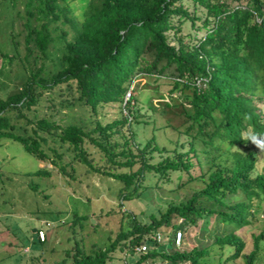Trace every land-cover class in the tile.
Wrapping results in <instances>:
<instances>
[{
	"label": "trees",
	"instance_id": "trees-1",
	"mask_svg": "<svg viewBox=\"0 0 264 264\" xmlns=\"http://www.w3.org/2000/svg\"><path fill=\"white\" fill-rule=\"evenodd\" d=\"M5 1L13 5L12 0ZM59 1L25 3L27 76L20 89L0 98V137L20 143L41 161L50 158V151L55 157L51 163L59 166L62 173H66V163H62L58 149L66 146L88 170L120 181L118 196L122 202L146 190L142 186L146 173H188L193 165L189 152L197 163H203L195 147V142L201 141L203 153L218 154L209 160L208 170L200 174H207L206 180L202 178L203 188L194 191L185 202L170 203L159 210L158 217L151 215L147 224L137 221L133 213L121 211L119 203L117 212L127 217V228L120 229L107 247L93 245L89 253L75 250L70 262L107 264L116 249L135 254V247L143 240L151 241L155 232H161L163 240L172 231L166 245L152 243V249L141 253L136 264L155 258L165 264H201L199 260L208 251L196 247L179 250L174 245L175 232L182 231L185 244V232L196 225L197 219L212 214L220 222L239 229L252 222L257 212L253 201L264 199V172L252 176L258 161V147L252 137L264 142V118L258 105L264 98V0H89L79 23L68 15L69 7ZM183 1L192 3V11ZM199 7L204 11L203 17L197 15ZM186 21L195 32L203 34H194L183 42L179 33ZM59 23L73 28L71 39ZM57 30L61 32L53 34ZM170 33L177 44L170 42ZM40 58L50 60L54 69H46L43 62L38 64ZM169 67L174 69L171 91L192 90L191 96H185L190 109H183L190 120L184 130L190 138L189 149H174L173 156L151 163L147 154L165 149L151 145L153 139L143 145L135 143L134 125L140 121L125 94H132L130 84L138 74L159 77ZM195 76L209 77L207 87H194L191 79ZM61 84H67L69 92L76 91L77 101L93 113L105 104L118 103L128 117L120 113L119 119L106 125L94 121L62 126L44 116L29 120L23 109H30L45 91ZM114 134L124 137V142L111 141ZM85 142L105 155L106 165L113 162L125 170H110L105 165L99 170L93 165ZM120 145L122 149L117 151ZM238 146H243L244 151L237 150ZM49 172L37 169L31 173L49 176ZM228 197L239 199L230 203ZM263 239L264 231L255 235L253 249L248 253L243 252V239L232 231L215 237V242L227 246L226 260L241 258L242 264H257Z\"/></svg>",
	"mask_w": 264,
	"mask_h": 264
},
{
	"label": "rangeland",
	"instance_id": "rangeland-1",
	"mask_svg": "<svg viewBox=\"0 0 264 264\" xmlns=\"http://www.w3.org/2000/svg\"><path fill=\"white\" fill-rule=\"evenodd\" d=\"M88 1L59 2L69 7L68 15L79 23L84 17ZM26 2L27 0H12L11 5V2L0 0V98L20 89L27 76V50L23 28ZM183 3L192 11L191 2ZM197 15L204 16L202 8H198ZM59 24L68 32L67 38L71 39L73 28L68 23ZM196 25H199V22H196ZM194 30L189 21L183 23L179 33L183 42H188L194 34H203V31ZM60 32L57 30L53 34ZM169 38L172 44H177L171 33ZM53 51L55 52L54 49ZM34 55L35 52L32 56ZM40 62H43L46 69H54L50 60L40 58L38 64ZM156 76L157 74H138L130 84L132 94L129 95L130 91L125 94V100H130L140 121L134 125L135 143L143 145L153 139L151 145L165 149L147 154L151 163H156L168 155L173 156L174 149L187 151L190 140L184 132L190 120L183 109H190L185 96H191L192 90L171 91L173 67L167 68L159 77ZM68 89L67 84H61L45 91L37 104L32 105L30 109H23L24 114L31 121L44 116L62 126L94 121L106 125L119 119L120 113L125 116L128 114L118 103L105 104L93 113L77 101L76 91L69 92ZM258 105L264 118V98ZM124 140L120 134L111 137V141H118L120 144ZM181 143H184V146L181 147ZM85 146L93 165L100 167L99 170H102L103 165L110 166V170H125L113 162L106 165L105 155L88 142H85ZM195 147L197 156L203 163H197L192 152H189L193 165L188 173H146L142 182L146 190L122 202L118 196L122 183L98 171L88 170L66 146L58 149L62 163H66V173H62L59 166L51 163V158L55 157L50 151L46 150L50 158L41 161L26 152L20 143L0 137V264H70L72 252L75 250L81 249L89 253L93 245L107 247L120 229L127 228V217L117 212L119 203H122L121 211H129L141 224H147L151 221V215L158 217V211L166 209L170 203L179 205L185 202L194 191L204 187L207 174L203 177L200 174L208 170L209 160L218 155L212 151L203 153L199 140L195 142ZM236 148L244 151L243 146ZM121 149V145L117 147V151ZM255 153L258 161L252 176L264 172V149L258 147ZM119 158L120 156L116 160ZM37 169H46L50 171V175L31 173ZM189 176L192 178L187 180ZM182 182L184 184L178 188ZM238 199L228 197L227 202L233 203ZM253 205L257 207V212L252 222L239 229L220 222L216 214L204 215L197 219L196 225L185 232V244H182L179 250L188 251L193 247L206 249L208 253L199 260L201 264H242L241 258L226 260L229 255L227 246H224L225 249L221 247L215 242V237L232 231L243 239V252L251 251L254 236L264 231V199L254 200ZM169 235L164 236L161 245H166L171 239L172 231ZM151 244L152 242L150 246L153 247ZM259 251L257 264H264V239L259 243ZM134 252L132 255L124 254L116 249L111 253L113 258L107 264H136L141 253ZM222 254L223 257L220 256ZM141 264L165 263L162 259L155 258L145 260Z\"/></svg>",
	"mask_w": 264,
	"mask_h": 264
},
{
	"label": "built area",
	"instance_id": "built-area-1",
	"mask_svg": "<svg viewBox=\"0 0 264 264\" xmlns=\"http://www.w3.org/2000/svg\"><path fill=\"white\" fill-rule=\"evenodd\" d=\"M260 22V20H258ZM209 77L206 76H195L191 79V83L194 87H196L198 90L199 89H204L207 87ZM42 232L41 230H39ZM150 240H143L142 243L137 245L135 247V251L139 253H147L150 249V243H161L162 242V235L161 232L157 231L153 235L150 236ZM147 239V238H146ZM174 245L178 248L182 245V240H183V233L181 230H177L174 235Z\"/></svg>",
	"mask_w": 264,
	"mask_h": 264
},
{
	"label": "clouds",
	"instance_id": "clouds-1",
	"mask_svg": "<svg viewBox=\"0 0 264 264\" xmlns=\"http://www.w3.org/2000/svg\"><path fill=\"white\" fill-rule=\"evenodd\" d=\"M254 143H256L257 147L264 149V142L258 141L255 137H252Z\"/></svg>",
	"mask_w": 264,
	"mask_h": 264
}]
</instances>
